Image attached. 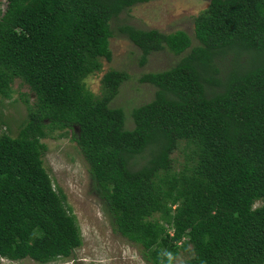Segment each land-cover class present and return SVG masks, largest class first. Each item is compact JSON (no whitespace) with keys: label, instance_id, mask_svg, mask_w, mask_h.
Returning a JSON list of instances; mask_svg holds the SVG:
<instances>
[{"label":"trees","instance_id":"obj_1","mask_svg":"<svg viewBox=\"0 0 264 264\" xmlns=\"http://www.w3.org/2000/svg\"><path fill=\"white\" fill-rule=\"evenodd\" d=\"M151 1L0 0V97L17 80L35 95L19 135H0V264H49L82 246L42 143L76 128L115 231L148 262L188 252L186 264H264V0H211L194 20L196 46L185 31L122 26L142 66L163 50L187 52L140 79L155 95L127 129L110 104L129 74L106 72L98 95L85 81L112 59L111 21Z\"/></svg>","mask_w":264,"mask_h":264},{"label":"rangeland","instance_id":"obj_2","mask_svg":"<svg viewBox=\"0 0 264 264\" xmlns=\"http://www.w3.org/2000/svg\"><path fill=\"white\" fill-rule=\"evenodd\" d=\"M211 0H153L146 4L136 5L124 11L111 21L113 37L110 39L112 59H101L102 70L86 79L89 90L98 95L102 78L112 69L125 71L130 79L125 82L120 93L111 102V108H122L126 114V128L133 129L132 111L152 101L156 89L140 79L149 73L170 69L183 56H177L168 50L152 54L148 63L140 64L141 50L120 28L130 25L142 30L156 29L163 33L185 31L198 45L194 37V20L200 12L210 5ZM231 64L228 57L221 61L225 70ZM225 74V73H224ZM35 103V95L20 80L12 87V97H0V135L7 133L17 137L28 119L30 109ZM73 132L68 136L58 137L59 132L42 140L47 146L43 156L44 167L53 182L55 189L61 188L67 197L68 205L76 215L82 235V246L73 251L66 259H58L50 264H151L145 259L141 246L125 239L115 231L112 218L105 210L103 199L91 179L89 165L73 141ZM182 162L185 158L182 151L174 155ZM264 202H257L259 207ZM189 253L182 252L173 264H186ZM2 264H38L31 259L18 262L3 260Z\"/></svg>","mask_w":264,"mask_h":264},{"label":"clouds","instance_id":"obj_3","mask_svg":"<svg viewBox=\"0 0 264 264\" xmlns=\"http://www.w3.org/2000/svg\"><path fill=\"white\" fill-rule=\"evenodd\" d=\"M4 260H6V259H4ZM3 261V260H2ZM8 262H12V261H9V260H7ZM18 262V261H17ZM52 263V262H51ZM39 264V263H38ZM50 264V263H49Z\"/></svg>","mask_w":264,"mask_h":264}]
</instances>
